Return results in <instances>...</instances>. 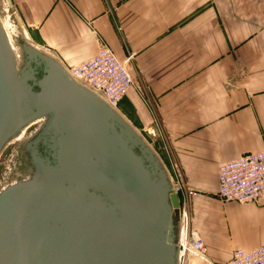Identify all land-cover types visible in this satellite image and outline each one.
<instances>
[{"label":"crops","instance_id":"obj_1","mask_svg":"<svg viewBox=\"0 0 264 264\" xmlns=\"http://www.w3.org/2000/svg\"><path fill=\"white\" fill-rule=\"evenodd\" d=\"M12 8L25 37L69 69L102 44L128 59L140 91L126 97L138 92L141 119L156 120L148 140L172 175L179 168L189 226L211 262L264 244V199L217 195L221 166L264 151V0H12Z\"/></svg>","mask_w":264,"mask_h":264},{"label":"water","instance_id":"obj_2","mask_svg":"<svg viewBox=\"0 0 264 264\" xmlns=\"http://www.w3.org/2000/svg\"><path fill=\"white\" fill-rule=\"evenodd\" d=\"M8 27L0 19V160L20 143L30 166L0 189V264H179L180 197L161 155Z\"/></svg>","mask_w":264,"mask_h":264},{"label":"built area","instance_id":"obj_3","mask_svg":"<svg viewBox=\"0 0 264 264\" xmlns=\"http://www.w3.org/2000/svg\"><path fill=\"white\" fill-rule=\"evenodd\" d=\"M127 61L121 60L107 44H102L94 57L72 67L70 71L78 79L102 92L115 105L135 88ZM218 182L217 195L224 202L244 204L264 199V151L244 154L221 166ZM176 190L178 192L177 187ZM180 221V264H185L186 258L192 255L208 264H264V244L253 250H235L226 262H211L203 239L189 226L185 207L181 210Z\"/></svg>","mask_w":264,"mask_h":264},{"label":"rangeland","instance_id":"obj_4","mask_svg":"<svg viewBox=\"0 0 264 264\" xmlns=\"http://www.w3.org/2000/svg\"><path fill=\"white\" fill-rule=\"evenodd\" d=\"M0 19L2 20V22L6 26V29L10 33L8 25L15 24V23H13V21H14L13 8H12V6L7 7V5L5 4L4 0H0ZM135 89H136V91H140L139 87H137L136 84H135ZM136 95H137L136 99H130L129 97H124L123 99H121L118 102L119 105L117 107L122 111V113H124L127 116V118L129 120L132 121V123L136 127L138 126V127H140L142 129V131L144 133L137 127L143 133L144 137L147 140L150 139L151 141H154L156 139V137H155V133L156 132L154 131L155 130L154 126H155L156 120L155 119H151V120H149L146 123L145 121H143L141 119L140 112H139V110H140L139 107H140V105H145V103H140L139 104V102H138V100H139L138 99V92L136 93ZM147 105H149V104H147ZM151 145L153 146L152 143H151ZM9 149L4 151V153H3L2 157H1V160H0V177H2L3 173L6 171V166H7L8 162H9L8 161L9 154H10V150ZM170 169H171V171H172V173L174 175L173 179L175 178L174 182L176 181L175 185L178 188V193H179V197H180L181 206H180V208L178 210V216H177L178 218H180L181 210L184 209L183 197H184L186 191L189 190V189L186 187L187 185L184 182V179L182 177V174L180 173L179 168H177L176 166H173ZM179 257H180V255H179ZM192 257H193V255H192ZM194 257H196V256H194Z\"/></svg>","mask_w":264,"mask_h":264},{"label":"flooded vegetation","instance_id":"obj_5","mask_svg":"<svg viewBox=\"0 0 264 264\" xmlns=\"http://www.w3.org/2000/svg\"><path fill=\"white\" fill-rule=\"evenodd\" d=\"M35 127L36 126L31 127L28 132L32 131ZM8 149L10 150L9 162L6 166V171L3 173L2 177H0V189L11 180L20 178L30 166L26 160V154L21 151L20 143L10 145L6 148V150Z\"/></svg>","mask_w":264,"mask_h":264},{"label":"bare ground","instance_id":"obj_6","mask_svg":"<svg viewBox=\"0 0 264 264\" xmlns=\"http://www.w3.org/2000/svg\"><path fill=\"white\" fill-rule=\"evenodd\" d=\"M4 2H5V4L7 5V7H10L9 5H8V3H7V1L6 0H4ZM12 6V5H11ZM3 23V22H2ZM4 24V23H3ZM5 26V25H4ZM5 28H6V26H5ZM116 106H118L119 104H115Z\"/></svg>","mask_w":264,"mask_h":264}]
</instances>
